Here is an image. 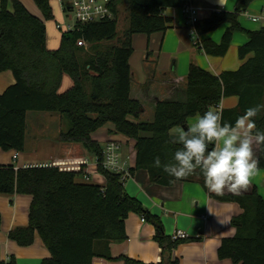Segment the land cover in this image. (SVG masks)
Masks as SVG:
<instances>
[{
  "label": "trees",
  "instance_id": "16d2710c",
  "mask_svg": "<svg viewBox=\"0 0 264 264\" xmlns=\"http://www.w3.org/2000/svg\"><path fill=\"white\" fill-rule=\"evenodd\" d=\"M33 1L43 19L31 14L20 0H0V73L10 71L15 79L0 93V151L24 152L28 112L57 113L69 123L57 141L81 144L96 158L105 184L85 182L81 173L58 167L1 165L0 194L32 196L28 226L10 231L8 238L27 247L38 236L51 255L42 264H92L95 257L113 260L109 244L126 240L125 221L130 213H137L155 228L153 240L161 248L158 264H179L175 250L195 239L172 240L160 218L127 194L121 176L101 166L103 147L91 134L111 123L116 134L135 142V167L130 175L146 170L151 182L164 187L177 181L198 183L215 200L240 206L242 213L231 219L234 236L223 239L218 249L220 260L264 264V199L255 186L240 195H217L205 187L199 173L177 180L163 167L154 166L155 157L159 156L163 165L172 161L181 147L170 139L172 128L187 127L189 118L202 115L222 99L238 98L236 108L222 110L224 121L230 123L247 108L264 104V28L246 32L249 39L238 49L242 64L237 70L215 76L190 64L186 101H157L153 121L145 122L139 121L145 111L143 105L130 97L132 38L164 34L173 24L166 10L182 9L188 0H126L129 27L117 45L110 42L117 36L119 0H112L114 19L75 24L73 30L62 34L59 48L53 51L46 45L45 25L54 18L51 0ZM254 1L238 0L233 11L214 12L195 23L200 36L227 25L219 43L206 40L200 44L206 55L227 54L234 32L244 31L239 16ZM80 39L87 48L77 45ZM64 75L72 79L73 86L61 94L58 90ZM255 123L264 131V110ZM257 158L259 169L264 170V146L259 147ZM122 259L126 264H144ZM0 264L17 262L10 257Z\"/></svg>",
  "mask_w": 264,
  "mask_h": 264
},
{
  "label": "crops",
  "instance_id": "0c3cea01",
  "mask_svg": "<svg viewBox=\"0 0 264 264\" xmlns=\"http://www.w3.org/2000/svg\"><path fill=\"white\" fill-rule=\"evenodd\" d=\"M190 1L198 9L197 15L200 21L214 12L233 11L238 0H225V6H221L219 0ZM20 2L31 14L43 19L41 11L33 0H20ZM50 3L54 18L45 21L46 45L48 50L53 51L60 46L62 32L55 30L52 21L57 23V19L62 18L64 11L59 0H51ZM121 6L127 12L126 0L118 1L117 21L121 16ZM8 8L11 10L10 4ZM245 13L250 15L264 13V0L252 2ZM245 13L238 18L239 25L244 31L234 32L230 48L223 57L206 55L200 44L206 40L219 43L227 25L206 35H198V39L194 40L192 29L181 8L166 10V15L172 17L173 24L164 34L133 36L134 50L129 59L130 97L138 100L144 107V114L139 121H153L157 101H186V83L190 64L193 63L215 76L225 71L237 70L241 66L238 49L249 39L246 32H255L264 28V23L254 24L246 18ZM127 15L129 18L128 12ZM57 25L65 28L64 24L57 23ZM110 44L117 45L118 41L114 40ZM14 83L15 79L10 71L0 73V93ZM72 86V79L64 75L58 92L64 94ZM237 105L238 98L232 96L222 99L220 109H233ZM195 117L188 119L187 127L195 122ZM130 120L138 121L134 118ZM66 122L68 121L57 113L28 112L24 152L0 151V166L9 164L17 168L40 166L69 159L81 163L79 172L81 177L96 173V158L81 144L57 141L59 134L69 128ZM177 127L172 128L169 135L172 142L179 144L175 131ZM91 138L102 147L106 141H120L122 156L127 159L129 169L135 167V142L116 134L113 124H106L92 133ZM258 149L259 147L254 149L256 157H258ZM43 159L47 162H42ZM97 175L95 183L104 185L105 178L98 173ZM252 186L257 188L264 199V170L259 169L252 178ZM124 187L130 197L136 198L151 214L160 218L168 236L172 237L176 231H182L189 238L195 239L180 244L175 250L174 254L179 259V264H233L228 259L220 260L218 249L223 239L233 237L235 234L236 230L231 225V219L242 213L238 204L215 200L198 183L177 181L172 186H160L150 181L146 170L135 171L126 180ZM229 193L224 192V194ZM31 202L30 195L0 194V262L14 257L17 264H42L44 260L50 258V252L38 236L34 243L27 247L19 246L8 238L10 231L28 226ZM125 229L126 240L112 242L108 246L113 260L95 257L92 264H126L122 257L144 264L160 263L161 248L153 240L155 228L151 223L142 221V216L137 213H130L125 221Z\"/></svg>",
  "mask_w": 264,
  "mask_h": 264
},
{
  "label": "clouds",
  "instance_id": "9594fccd",
  "mask_svg": "<svg viewBox=\"0 0 264 264\" xmlns=\"http://www.w3.org/2000/svg\"><path fill=\"white\" fill-rule=\"evenodd\" d=\"M225 6V0H219ZM248 20L264 23V13L244 14ZM264 110V104L249 107L234 123L223 119V111L209 108L195 117L187 130L176 128L177 143L181 145L172 161L161 164L160 157L154 166L177 180L201 174L205 187L212 193L225 191L240 195L251 187L252 178L259 171L255 148L264 146V131L256 127L255 118ZM211 146V147H210ZM114 146L109 148V152ZM114 160L113 156L109 157Z\"/></svg>",
  "mask_w": 264,
  "mask_h": 264
},
{
  "label": "built area",
  "instance_id": "2783aa9c",
  "mask_svg": "<svg viewBox=\"0 0 264 264\" xmlns=\"http://www.w3.org/2000/svg\"><path fill=\"white\" fill-rule=\"evenodd\" d=\"M111 1L112 0H59L61 7L64 13H73L75 16L76 24H85L91 22H98L104 19H114L115 15L111 10ZM183 14L186 16L187 23L192 29V34L195 39H198V34L195 30V23L198 21L197 11L198 9L194 7L190 0L187 1L186 5L182 8ZM75 26V25H74ZM74 26H65V32L71 31L74 29ZM58 28L62 30L63 28L58 25ZM77 45L80 47L87 48V44L84 40L80 39L77 42ZM214 108L220 109L219 105ZM114 146V150L109 152V148ZM122 143L117 140L106 141L103 147V160L101 166L105 171L111 172L121 176L123 182L131 176L130 169L128 167L127 159H124L122 156ZM113 156L114 160H110L109 157ZM17 158V156H15ZM97 163V162H96ZM98 165V163H97ZM40 166H50L58 167L60 170L71 171V172H80L81 163L77 160L63 159L60 161H53L50 163H45ZM97 173L85 174L83 180L85 182H90L96 184ZM101 175V174H100ZM142 221H145L142 217ZM172 240H188L191 239L188 235L182 231H176L172 235Z\"/></svg>",
  "mask_w": 264,
  "mask_h": 264
},
{
  "label": "rangeland",
  "instance_id": "374dc122",
  "mask_svg": "<svg viewBox=\"0 0 264 264\" xmlns=\"http://www.w3.org/2000/svg\"><path fill=\"white\" fill-rule=\"evenodd\" d=\"M121 10H122L121 11V16H120V18H119V20L117 22V36H116L115 41H118L119 39H121L122 36L124 35L125 31L129 27V18H128L127 12H125L122 9V6H121ZM62 15H63L62 18H58L57 19L58 20L57 23L64 24L66 27H68V26L73 27L76 24L75 16H74L73 13H64V14L62 13ZM52 22H53V25H54L55 30L61 31L62 34L65 32V30H64L65 28H63L62 30H60L58 28L57 23L55 21H52ZM66 123L69 126V123L68 122H66ZM42 162H47V161H45V159H43Z\"/></svg>",
  "mask_w": 264,
  "mask_h": 264
},
{
  "label": "water",
  "instance_id": "95a60500",
  "mask_svg": "<svg viewBox=\"0 0 264 264\" xmlns=\"http://www.w3.org/2000/svg\"><path fill=\"white\" fill-rule=\"evenodd\" d=\"M186 129V127H184Z\"/></svg>",
  "mask_w": 264,
  "mask_h": 264
}]
</instances>
